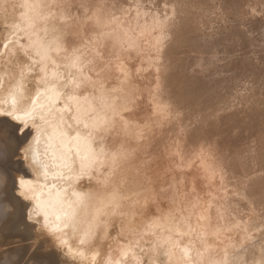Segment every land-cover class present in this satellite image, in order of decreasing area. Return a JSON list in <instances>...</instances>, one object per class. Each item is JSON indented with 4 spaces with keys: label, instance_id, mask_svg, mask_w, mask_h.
<instances>
[{
    "label": "bare ground",
    "instance_id": "bare-ground-1",
    "mask_svg": "<svg viewBox=\"0 0 264 264\" xmlns=\"http://www.w3.org/2000/svg\"><path fill=\"white\" fill-rule=\"evenodd\" d=\"M22 2L0 0V41L6 25L18 22ZM67 2L107 4L117 18V32L128 34L124 37L128 43L107 46L105 59L129 73L135 105L126 119L137 126L133 133H144L142 139L135 134L121 137L116 146L122 144L133 154L129 164L133 170L145 159L151 161L146 172L151 182L125 192L133 198L141 193V204L151 194V211L139 214L136 224L173 210L170 194H157L168 184L182 181L186 191L195 188L189 199L212 205L208 215L213 226L247 221L257 236L264 235L258 231L264 228V0ZM5 68L10 75L0 88V99L20 65L0 55V74ZM38 79L25 75L28 94L35 92ZM10 144L0 143L2 158L7 151H15V142ZM10 157L24 167L18 154ZM205 169L214 170L215 176L205 178ZM17 175L22 174H10L0 166V264H63L56 240L26 220V202L13 195L12 179ZM73 190L95 192V181L80 180L74 189L68 188L69 196ZM180 206L177 202L175 208ZM218 210L225 213L219 222ZM100 236L88 254L100 252L101 260L110 249L118 258L122 247L150 239L132 234L119 219L107 237L103 232ZM228 243L222 236L213 247L223 249Z\"/></svg>",
    "mask_w": 264,
    "mask_h": 264
},
{
    "label": "snow or ice",
    "instance_id": "snow-or-ice-1",
    "mask_svg": "<svg viewBox=\"0 0 264 264\" xmlns=\"http://www.w3.org/2000/svg\"><path fill=\"white\" fill-rule=\"evenodd\" d=\"M19 8L18 22L6 25L0 41V55L20 65L0 99V143L10 147L15 142L12 155H19L30 175L13 177V195L26 202V220L56 240L63 264H264V235L257 236L247 221L213 226L208 215L212 205L189 199L195 188L186 191L182 181L157 194H170L173 210L136 224L139 214L151 211V194L141 204V193L133 198L125 192L151 182L146 176L151 161L145 159L133 170V154L116 146L121 137L142 139L144 133H133L137 126L126 119L135 105L129 73L105 59L108 45L128 43V34L117 32L108 5L23 0ZM110 27L112 31L104 30ZM5 64L11 67L7 60ZM26 74L39 77L32 94L25 88ZM9 75L5 68L0 88ZM214 176V170L205 169V178ZM85 178L95 181V192L73 190L69 196L68 188ZM224 216L217 211L218 222ZM117 219L132 234L150 239L122 247L118 258L111 249L102 260L100 252L89 256L100 233L107 237ZM258 231L264 234V228ZM222 236L229 243L214 248ZM141 242L146 246L140 247Z\"/></svg>",
    "mask_w": 264,
    "mask_h": 264
},
{
    "label": "water",
    "instance_id": "water-1",
    "mask_svg": "<svg viewBox=\"0 0 264 264\" xmlns=\"http://www.w3.org/2000/svg\"><path fill=\"white\" fill-rule=\"evenodd\" d=\"M10 155H12V152L7 151L4 158H0L2 159V163H0V166H3L10 174L18 172L20 174L27 175L26 171L24 170V167L22 165L20 166L19 162L12 159Z\"/></svg>",
    "mask_w": 264,
    "mask_h": 264
}]
</instances>
